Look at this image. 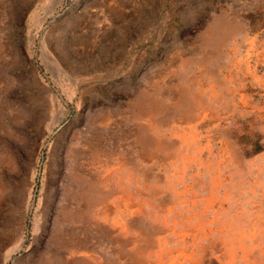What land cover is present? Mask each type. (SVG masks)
I'll use <instances>...</instances> for the list:
<instances>
[{"label": "rangeland", "instance_id": "rangeland-1", "mask_svg": "<svg viewBox=\"0 0 264 264\" xmlns=\"http://www.w3.org/2000/svg\"><path fill=\"white\" fill-rule=\"evenodd\" d=\"M0 264H264V0H0Z\"/></svg>", "mask_w": 264, "mask_h": 264}]
</instances>
